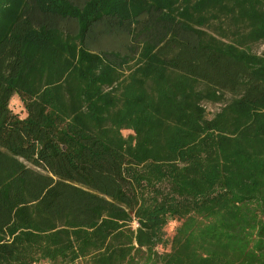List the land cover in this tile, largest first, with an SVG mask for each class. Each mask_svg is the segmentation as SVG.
I'll list each match as a JSON object with an SVG mask.
<instances>
[{
	"label": "trees",
	"instance_id": "trees-1",
	"mask_svg": "<svg viewBox=\"0 0 264 264\" xmlns=\"http://www.w3.org/2000/svg\"><path fill=\"white\" fill-rule=\"evenodd\" d=\"M39 263L264 264V0H0V264Z\"/></svg>",
	"mask_w": 264,
	"mask_h": 264
},
{
	"label": "rangeland",
	"instance_id": "rangeland-1",
	"mask_svg": "<svg viewBox=\"0 0 264 264\" xmlns=\"http://www.w3.org/2000/svg\"><path fill=\"white\" fill-rule=\"evenodd\" d=\"M262 47H263V45H261L259 47V50ZM9 105H10V108H11V110L13 112H16L20 116H24L25 115L24 108H23V104L20 101V98L18 97V95L15 94V95L12 96ZM218 107H219L218 104H215V105H210L209 104V105H207V111H208L209 115H211V113L213 111H215ZM123 133H124V135H127L129 133V131L128 130H124ZM176 224L177 223L175 221H171V222H169L167 224V226H166V232H167V234H171L173 232L174 227H175Z\"/></svg>",
	"mask_w": 264,
	"mask_h": 264
},
{
	"label": "built area",
	"instance_id": "built-area-1",
	"mask_svg": "<svg viewBox=\"0 0 264 264\" xmlns=\"http://www.w3.org/2000/svg\"><path fill=\"white\" fill-rule=\"evenodd\" d=\"M39 264H45V263H39Z\"/></svg>",
	"mask_w": 264,
	"mask_h": 264
}]
</instances>
